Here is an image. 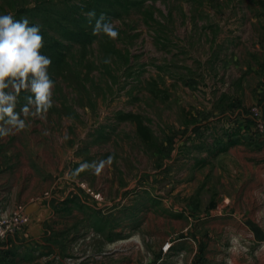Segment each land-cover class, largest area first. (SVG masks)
Wrapping results in <instances>:
<instances>
[{"label":"rangeland","instance_id":"1","mask_svg":"<svg viewBox=\"0 0 264 264\" xmlns=\"http://www.w3.org/2000/svg\"><path fill=\"white\" fill-rule=\"evenodd\" d=\"M94 1L0 0L65 45L52 107L0 138V191L53 206L0 264H264V0H97L118 36L67 40Z\"/></svg>","mask_w":264,"mask_h":264},{"label":"clouds","instance_id":"2","mask_svg":"<svg viewBox=\"0 0 264 264\" xmlns=\"http://www.w3.org/2000/svg\"><path fill=\"white\" fill-rule=\"evenodd\" d=\"M86 15L89 22L95 18L93 32L118 36L104 13L97 17L92 9ZM42 48L40 24L30 23L27 17L16 19L11 13H0V138L29 127L28 116L43 119L53 105L55 81L49 75L52 58ZM22 93L26 103L17 111Z\"/></svg>","mask_w":264,"mask_h":264},{"label":"crops","instance_id":"3","mask_svg":"<svg viewBox=\"0 0 264 264\" xmlns=\"http://www.w3.org/2000/svg\"><path fill=\"white\" fill-rule=\"evenodd\" d=\"M260 98H258L259 100ZM261 103V108L262 111L264 112V105L262 102ZM264 114V113H263ZM4 193V192H3ZM5 195H7L5 193ZM5 203L8 208H13L16 204H19L14 201V198L11 197L9 198L8 195L7 197L5 196ZM21 202H26V198H22L20 200ZM36 205V208L32 211L31 214H29V223L27 227L20 233L10 237L6 243H3L0 246V251L1 250H8V251H14V249L19 250L21 248L22 253H29L31 251H35L40 244H38L39 240L37 238L38 232L41 230L40 227L44 221H47L49 219V214L50 211H52L53 206H52V201L46 202V203H39V202H27L25 203L26 209L29 206ZM108 264H116V259L114 258H108Z\"/></svg>","mask_w":264,"mask_h":264},{"label":"trees","instance_id":"4","mask_svg":"<svg viewBox=\"0 0 264 264\" xmlns=\"http://www.w3.org/2000/svg\"><path fill=\"white\" fill-rule=\"evenodd\" d=\"M116 3H120V2L116 0ZM126 3L134 4L133 1ZM90 5L92 6V8L89 7V9H94L96 12L97 0H95ZM72 9H73V17L71 20V25H72L71 30H67L66 27H60V26L57 27H60V31L63 33L64 37L67 40L74 42H85L87 41V34L82 24L89 23V21L84 17L82 13L79 14L77 13L78 11H76V9L80 10V8H72ZM77 14L79 16H77ZM65 15L66 14L63 13L62 19L68 20V17ZM41 33L43 34V38H44V48H42L41 51L52 58L51 64L53 66L55 67L60 66L62 64L61 62H63V58L65 55L64 53L65 45L61 41L56 40L54 37L48 35V33H45L42 29H41ZM136 129L140 136H142L145 140L148 139L147 132L144 128L141 127V125H138Z\"/></svg>","mask_w":264,"mask_h":264},{"label":"built area","instance_id":"5","mask_svg":"<svg viewBox=\"0 0 264 264\" xmlns=\"http://www.w3.org/2000/svg\"><path fill=\"white\" fill-rule=\"evenodd\" d=\"M257 114L255 110H252ZM260 132H264V123H259ZM99 194H94L95 199L99 200ZM5 195L0 191V245L6 243L7 240L22 232L29 223V215L26 213L25 205L17 204L13 208L6 206Z\"/></svg>","mask_w":264,"mask_h":264},{"label":"water","instance_id":"6","mask_svg":"<svg viewBox=\"0 0 264 264\" xmlns=\"http://www.w3.org/2000/svg\"><path fill=\"white\" fill-rule=\"evenodd\" d=\"M36 208V205H32V206H29L27 209H26V213L29 215L32 213V211Z\"/></svg>","mask_w":264,"mask_h":264}]
</instances>
